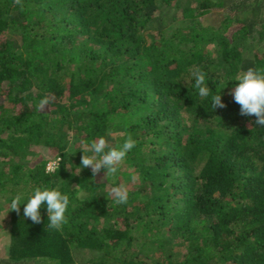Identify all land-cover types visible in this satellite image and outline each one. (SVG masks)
<instances>
[{
    "label": "trees",
    "instance_id": "trees-1",
    "mask_svg": "<svg viewBox=\"0 0 264 264\" xmlns=\"http://www.w3.org/2000/svg\"><path fill=\"white\" fill-rule=\"evenodd\" d=\"M249 67H264V0H0V264H264V126L230 94ZM129 134L115 175L81 165L82 142ZM45 186L70 197L59 230L46 205L23 214Z\"/></svg>",
    "mask_w": 264,
    "mask_h": 264
},
{
    "label": "clouds",
    "instance_id": "clouds-1",
    "mask_svg": "<svg viewBox=\"0 0 264 264\" xmlns=\"http://www.w3.org/2000/svg\"><path fill=\"white\" fill-rule=\"evenodd\" d=\"M16 4H21V0H14ZM192 76L195 79V88L198 89L201 97H207L211 89L205 85L206 74L197 68ZM238 81L235 88L230 93L234 101L240 105V114L244 116H255V124L264 126V67H249L246 71L237 75ZM212 108H224L226 105L222 101V90L212 95ZM50 103L48 97L39 101L37 110H43ZM81 150L84 155L81 157V165L84 168L91 167L93 177L101 170L106 174L115 175L127 154L136 146L137 141L129 134L123 144L112 146L104 136L93 139L90 143L82 142ZM87 153H92L88 155ZM46 171H51L49 167ZM135 180V177H133ZM114 202L117 205L126 204L128 201V188L120 185L111 189ZM22 204V194H17L11 201L10 210L20 212ZM70 204L68 194L61 193L57 188L36 187L30 194L23 209L24 217L30 218L33 223L41 222L42 206L46 205L48 227L52 230H59L66 224V212Z\"/></svg>",
    "mask_w": 264,
    "mask_h": 264
},
{
    "label": "rangeland",
    "instance_id": "rangeland-1",
    "mask_svg": "<svg viewBox=\"0 0 264 264\" xmlns=\"http://www.w3.org/2000/svg\"><path fill=\"white\" fill-rule=\"evenodd\" d=\"M176 13L177 12L174 10L172 14H169V16L167 17V21L169 19L171 20V16L175 15ZM216 13L219 14V12H216ZM179 15L181 17V13ZM171 23H169V24H171ZM166 31L169 34V31H170L169 27H168V29H166ZM257 46H259V45H257ZM7 214H8V210L6 208H3L0 205V257H5V255L8 253V244H9L8 239L9 238L7 235V225H8Z\"/></svg>",
    "mask_w": 264,
    "mask_h": 264
},
{
    "label": "built area",
    "instance_id": "built-area-1",
    "mask_svg": "<svg viewBox=\"0 0 264 264\" xmlns=\"http://www.w3.org/2000/svg\"><path fill=\"white\" fill-rule=\"evenodd\" d=\"M60 158L56 159V160H52L48 163L47 165V169L50 167L51 168V171L55 170L58 162H59Z\"/></svg>",
    "mask_w": 264,
    "mask_h": 264
}]
</instances>
